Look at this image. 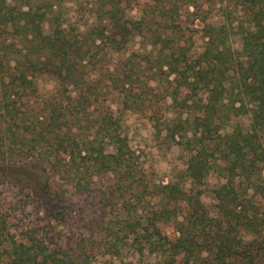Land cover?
<instances>
[{
  "label": "trees",
  "instance_id": "16d2710c",
  "mask_svg": "<svg viewBox=\"0 0 264 264\" xmlns=\"http://www.w3.org/2000/svg\"><path fill=\"white\" fill-rule=\"evenodd\" d=\"M95 3L92 23L74 32L53 0H0V185L20 191L16 211L32 217L13 231L9 212L0 215V264H90L92 248L113 260L146 253L155 264H264V0ZM211 13L216 21H206ZM135 40L146 82L139 88L111 67L107 87L119 102L99 106L88 68ZM42 78L52 94L38 95ZM160 80L174 115L149 118L183 167L151 183L121 113L144 110ZM96 181L106 183L98 202L111 206L101 241L60 237L70 213L42 201L70 206Z\"/></svg>",
  "mask_w": 264,
  "mask_h": 264
},
{
  "label": "rangeland",
  "instance_id": "374dc122",
  "mask_svg": "<svg viewBox=\"0 0 264 264\" xmlns=\"http://www.w3.org/2000/svg\"><path fill=\"white\" fill-rule=\"evenodd\" d=\"M27 1L36 3L37 0H10L13 4L26 3ZM53 1L59 4L60 12L62 13V23L65 26H68L69 29L71 28L74 32L81 31L92 23L93 11L96 8L95 0ZM94 3L95 6H93ZM135 7L134 4H129L128 8H130V10H127V15L129 17H134L136 15ZM206 17L208 19L206 21H216V16L213 13ZM232 45L236 48L238 45L237 41L235 40ZM142 52L143 51L139 47L138 42L135 40L134 42L129 43L124 53L120 55H111L110 60L106 64H98L94 62L96 66L94 68H88L86 74V77H88L87 80L93 85L96 84L97 86L94 85L96 92H100V96L95 102L96 104L101 107H106L107 105L114 107L117 106V103L119 102L118 97H116V90L107 87L109 85L108 78L111 67L116 66L119 74H130L133 85L137 84V87L139 88L144 85L148 74L146 71V65L141 59ZM165 85L166 83L164 80H160L157 86L154 85L156 91L154 90L153 93L157 94H154V96H146L144 98L145 106H143L144 108L146 107L144 110L134 113L123 111L121 113V119L123 121L122 125L127 136L128 146L134 152L144 175L151 183H166L170 179H174L177 172L183 167L182 158L179 155L177 147L173 146L164 137L162 132H158L153 128L154 120L149 118V115L153 113L152 117H156L161 122L163 119H171L174 115L169 98L163 95L165 92ZM53 87L54 83L50 78H42L37 84L38 95L52 94ZM209 182H215L213 176L209 177ZM105 184L104 181H96L91 185V190L88 193L79 196L73 195L70 206L67 204L57 206L51 202L47 203L44 200V202L42 201L43 206L46 207L48 211H60L59 209H64L63 212L70 213L71 220L69 223H58L56 226L55 232H57L60 237L69 235L74 240H100L99 236L101 235V232L97 229L100 220L103 218H101L100 215L107 214L111 209L109 204L103 209L102 203L97 200L99 199L98 197H100L101 192L104 191L103 186ZM58 190L62 194H65L66 197L72 192L70 189L63 187H59ZM21 196H23V194L20 191H17L14 188L8 189L5 188L4 185H0V215L9 212V214H5L4 217L7 220L9 228L13 231L17 225L25 226L27 223H30V220H32V217L28 214L30 211L28 208L24 209L22 215L18 209L16 211V207H21L22 205H14L13 203H15ZM203 202L207 205L210 203L208 198H204ZM113 207H116V205ZM159 227L164 233H170L171 231V228L168 225ZM89 233H92V238L88 236ZM87 236L88 238H86ZM92 249L95 255H90V264L156 263L154 257L146 255V253L139 257L137 255H132L130 252H124L121 256V260H113V258L106 256L102 249Z\"/></svg>",
  "mask_w": 264,
  "mask_h": 264
}]
</instances>
